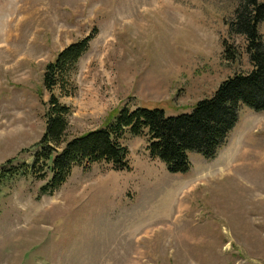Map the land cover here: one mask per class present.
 <instances>
[{"label": "rangeland", "instance_id": "374dc122", "mask_svg": "<svg viewBox=\"0 0 264 264\" xmlns=\"http://www.w3.org/2000/svg\"><path fill=\"white\" fill-rule=\"evenodd\" d=\"M264 1V0H259ZM236 0H0V166H31L45 130L44 68L89 35L69 78L67 139L121 108L191 114L252 70L229 37ZM264 43V23L258 26ZM237 60L222 59V42ZM129 169L74 168L51 196L18 175L0 188V264H264V112L242 109L213 160L170 174L126 134Z\"/></svg>", "mask_w": 264, "mask_h": 264}, {"label": "trees", "instance_id": "16d2710c", "mask_svg": "<svg viewBox=\"0 0 264 264\" xmlns=\"http://www.w3.org/2000/svg\"><path fill=\"white\" fill-rule=\"evenodd\" d=\"M264 23V1L236 0L232 20L227 22L229 37L240 36L252 70L237 74L220 84L210 99L200 101L191 114L169 117L162 110L121 108L106 125L79 137L67 139L71 108L60 102L69 97V78L88 51L93 34L57 54L44 68L42 88L48 94L43 115L45 130L31 166H0V188L18 175L45 182L39 196H51L68 180L74 168L88 169L95 164L110 165L113 171L129 169V151L121 143L126 134L147 138L151 159L164 164L170 174L190 169L189 154L206 160L216 158L244 108L264 112V43L258 26ZM227 63L237 60V52L222 42ZM58 90L59 95L55 94Z\"/></svg>", "mask_w": 264, "mask_h": 264}]
</instances>
